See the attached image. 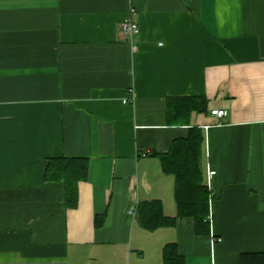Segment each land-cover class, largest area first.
I'll return each mask as SVG.
<instances>
[{"label": "crops", "instance_id": "0c3cea01", "mask_svg": "<svg viewBox=\"0 0 264 264\" xmlns=\"http://www.w3.org/2000/svg\"><path fill=\"white\" fill-rule=\"evenodd\" d=\"M181 96L207 108L170 124ZM192 126L216 172L210 235L178 215L160 158ZM59 156L88 159L74 208L45 179ZM152 200L175 224L127 214ZM171 243L183 264L264 252V0H0V264H168Z\"/></svg>", "mask_w": 264, "mask_h": 264}, {"label": "trees", "instance_id": "16d2710c", "mask_svg": "<svg viewBox=\"0 0 264 264\" xmlns=\"http://www.w3.org/2000/svg\"><path fill=\"white\" fill-rule=\"evenodd\" d=\"M208 100L204 96H181L167 99V115L170 124H184L190 120L192 111L203 112ZM204 133L201 128L192 126L186 137L173 140L169 150L161 154L164 172L175 176V194L179 216H192L199 235L211 234L210 200L212 192L204 182L201 166ZM88 175V159L83 157L59 156L49 159L45 179L49 182L64 183L65 200L69 208L79 202V183ZM137 216L149 229L162 225H173L176 217L164 214L159 200L142 202L137 205ZM104 214L97 215L95 224L102 226ZM164 260L168 264H183L175 243L164 248ZM241 264H264V252L243 254Z\"/></svg>", "mask_w": 264, "mask_h": 264}, {"label": "built area", "instance_id": "2783aa9c", "mask_svg": "<svg viewBox=\"0 0 264 264\" xmlns=\"http://www.w3.org/2000/svg\"><path fill=\"white\" fill-rule=\"evenodd\" d=\"M120 33L132 44L133 50H137V46L135 44V35L139 32V24L138 22L133 18V10H130L129 14L125 17L123 22L120 25L119 28ZM211 114L216 116L220 121L226 120L229 116L228 109H212ZM214 170L209 171L208 175V181L207 186L210 189L211 188V178L215 175ZM127 214L129 216H136L137 215V205L130 206L127 210ZM210 221H212V214L210 211L209 217Z\"/></svg>", "mask_w": 264, "mask_h": 264}]
</instances>
